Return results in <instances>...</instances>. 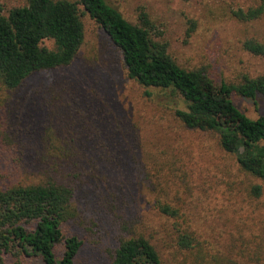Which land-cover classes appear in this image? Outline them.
Returning <instances> with one entry per match:
<instances>
[{
  "label": "rangeland",
  "instance_id": "374dc122",
  "mask_svg": "<svg viewBox=\"0 0 264 264\" xmlns=\"http://www.w3.org/2000/svg\"><path fill=\"white\" fill-rule=\"evenodd\" d=\"M263 1L106 0L131 23H137L140 11H145L155 26V37L167 44L174 60L188 69L203 67L216 83L238 82L244 75L264 76V56L242 47L245 39L264 42V12L249 21L233 14ZM24 3L0 0L4 14ZM81 20L84 40L68 66L36 73L15 91L0 86V182L19 151V141L26 143L20 151L31 157L36 132L50 114L46 102L53 89L62 94L64 118L73 121L84 138L85 133H92L88 137L92 140L100 132L122 157L120 169L101 166L107 176L97 190L120 195L121 190L131 188L125 179H132L134 172L141 175L134 206H128L127 214L139 218L137 221L143 216L148 226L141 225L136 233L150 236L164 261L174 264V220L154 209L157 199L179 207L177 221L201 241L207 258L264 264V182L241 171L234 156L222 151L208 134L180 126L168 108H175L179 102L176 97L160 95L156 102L147 98L144 89L126 76L120 54L98 25L86 13L81 14ZM43 44L52 46L49 40ZM232 100L251 118L264 115L263 96L248 99L232 95ZM107 128L111 130L109 141L104 134ZM150 153L162 158L166 173L170 168L176 172L160 176L152 167L155 159ZM179 179L190 191L187 197L178 194L181 199L173 195L174 181ZM254 185H260L259 196L251 192ZM102 200L90 203L85 210L78 197L81 221L62 225L64 235H75L82 241L75 257L77 264H110V251L116 246L114 223ZM61 250L57 245V257ZM4 258L5 264L41 263L33 256L15 253ZM175 258L182 264L179 254Z\"/></svg>",
  "mask_w": 264,
  "mask_h": 264
},
{
  "label": "trees",
  "instance_id": "16d2710c",
  "mask_svg": "<svg viewBox=\"0 0 264 264\" xmlns=\"http://www.w3.org/2000/svg\"><path fill=\"white\" fill-rule=\"evenodd\" d=\"M79 7L118 51L126 76L144 89L147 98L156 102V96L176 97L179 102L175 108H168L180 126L208 134L222 151L234 156L241 171L264 182V115L251 118L232 100V95L264 97V76L244 75L238 82L216 83L203 67L179 65L167 44L155 37V26L145 11H140L137 23H131L106 0H25L6 14L0 4L1 87L15 91L34 74L68 66L76 58L84 40ZM263 12L261 3L233 14L249 21ZM45 40L52 46H45ZM242 47L264 56V42L245 39ZM51 92L46 102L50 114L36 132L31 157L20 151L26 143L19 141L20 154H15L8 173L1 176L0 264H5L6 254L14 253L33 256L40 259V264H77L75 257L82 241L75 235H64L62 225L81 221L78 197L85 210L90 203L103 199V209L113 217L116 246L110 251V264H169L150 236L136 233L141 225L148 226L143 216L138 223L139 218L127 214L128 206H134L141 175L134 172L132 179H125L131 188L118 189L120 195L113 190H97L107 176L102 165L116 169L123 165L118 150L111 148V130H104L109 143L100 132L92 140L88 138L92 133H85L84 138L82 130L64 118L62 94L53 89ZM150 155L156 160L152 167L160 176L170 177L176 172L170 168L166 173L162 158ZM174 186L175 197L190 194L189 185L181 179L174 181ZM251 192L259 196L260 185L252 186ZM154 209L174 220V264H181L176 254L182 264H243L215 256L207 258L201 241L177 221L181 217L179 207L157 199ZM57 245L62 246L59 257L55 254Z\"/></svg>",
  "mask_w": 264,
  "mask_h": 264
}]
</instances>
